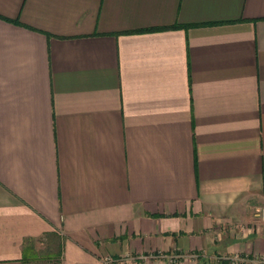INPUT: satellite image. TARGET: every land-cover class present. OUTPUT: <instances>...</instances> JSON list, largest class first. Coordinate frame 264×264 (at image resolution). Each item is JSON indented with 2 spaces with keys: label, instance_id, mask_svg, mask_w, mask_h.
<instances>
[{
  "label": "crops",
  "instance_id": "1",
  "mask_svg": "<svg viewBox=\"0 0 264 264\" xmlns=\"http://www.w3.org/2000/svg\"><path fill=\"white\" fill-rule=\"evenodd\" d=\"M262 205L264 0H0V264H264Z\"/></svg>",
  "mask_w": 264,
  "mask_h": 264
},
{
  "label": "built area",
  "instance_id": "2",
  "mask_svg": "<svg viewBox=\"0 0 264 264\" xmlns=\"http://www.w3.org/2000/svg\"><path fill=\"white\" fill-rule=\"evenodd\" d=\"M254 216L257 220H259L261 223H264V205L259 206L255 209ZM242 259L240 256L236 257V261ZM235 262V260L233 261Z\"/></svg>",
  "mask_w": 264,
  "mask_h": 264
}]
</instances>
